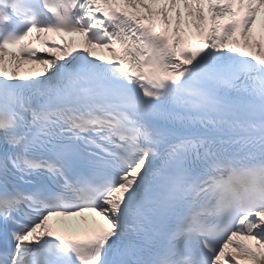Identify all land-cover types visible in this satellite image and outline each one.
<instances>
[{
    "label": "snow or ice",
    "instance_id": "6c2138e0",
    "mask_svg": "<svg viewBox=\"0 0 264 264\" xmlns=\"http://www.w3.org/2000/svg\"><path fill=\"white\" fill-rule=\"evenodd\" d=\"M0 264H264V0H0Z\"/></svg>",
    "mask_w": 264,
    "mask_h": 264
},
{
    "label": "bare ground",
    "instance_id": "6f19581e",
    "mask_svg": "<svg viewBox=\"0 0 264 264\" xmlns=\"http://www.w3.org/2000/svg\"><path fill=\"white\" fill-rule=\"evenodd\" d=\"M192 31L195 33V29L194 28H193ZM55 37L58 39L60 36H56L55 35ZM67 38L69 40L75 39L76 42H77V46L82 47L83 37L77 36V37H67ZM60 42L63 43L64 41L61 40ZM95 51H96V54L99 55V56L106 57V58H110L111 57V54L106 49L97 48ZM32 68H35L37 71L40 70V66L39 65L26 64L24 66V69H22V73H23V71L28 70V69H32ZM77 218L78 217H74L73 219H77Z\"/></svg>",
    "mask_w": 264,
    "mask_h": 264
}]
</instances>
